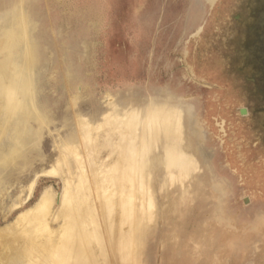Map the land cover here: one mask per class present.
<instances>
[{"label": "rangeland", "instance_id": "obj_1", "mask_svg": "<svg viewBox=\"0 0 264 264\" xmlns=\"http://www.w3.org/2000/svg\"><path fill=\"white\" fill-rule=\"evenodd\" d=\"M3 62L0 264H264V0H0Z\"/></svg>", "mask_w": 264, "mask_h": 264}, {"label": "bare ground", "instance_id": "obj_2", "mask_svg": "<svg viewBox=\"0 0 264 264\" xmlns=\"http://www.w3.org/2000/svg\"><path fill=\"white\" fill-rule=\"evenodd\" d=\"M11 32H13V30H11ZM10 39L11 36L9 38V41ZM30 57L31 55L28 52L26 54V59H30ZM0 68H2L0 73V91H2L1 101H0V115L6 112L8 114H11V113H18L24 111L26 107L24 100L27 98L28 86H29V82L28 79L26 78L24 69L18 70L16 68L15 69L9 68L5 65L4 62L2 64L0 63ZM48 202H49L48 200L43 201L44 206L42 205L43 207L41 206H40L41 208L39 207L37 213L38 220H42L44 218L45 212L47 211ZM135 228L136 230L134 231V236L137 235L138 238L142 239L143 235L145 234L146 228L142 230L141 226H139L138 224H135ZM81 231L82 229L80 222L78 221L76 222L74 218L73 219L70 218L68 221V225L66 226L63 233V238L66 239H64V241L61 242L60 248L57 249L56 252H53L51 250L54 262L58 263L59 260L61 261L62 259H65L66 262L68 261L66 264H69V260H72L74 264H95L93 263V258L91 256L89 257L86 256L87 257V263H86L85 253L81 254L82 248L80 246L81 245L80 240L79 239L77 241L72 240L75 239V237L73 236L78 237ZM96 241H98L99 245L102 246L101 238L98 234H96ZM111 245L113 251L119 255V256L117 255L118 257L117 259H119L121 263L127 261L125 260V258H127L125 255V251H128L129 249L128 247L131 246L130 241L127 240L125 241V239H123L122 237H115L112 239Z\"/></svg>", "mask_w": 264, "mask_h": 264}]
</instances>
